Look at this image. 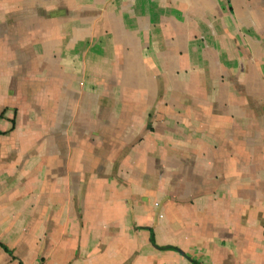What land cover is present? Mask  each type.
Here are the masks:
<instances>
[{
  "label": "crops",
  "instance_id": "1",
  "mask_svg": "<svg viewBox=\"0 0 264 264\" xmlns=\"http://www.w3.org/2000/svg\"><path fill=\"white\" fill-rule=\"evenodd\" d=\"M0 246L264 264V0H0Z\"/></svg>",
  "mask_w": 264,
  "mask_h": 264
},
{
  "label": "rangeland",
  "instance_id": "2",
  "mask_svg": "<svg viewBox=\"0 0 264 264\" xmlns=\"http://www.w3.org/2000/svg\"><path fill=\"white\" fill-rule=\"evenodd\" d=\"M104 100H105V98H104ZM106 100H107V103L109 102V99L108 98H106ZM130 196L132 197V201L133 202H137V201H141V199H142V197L139 195V193H138V191L137 192H135L133 195H131L130 194ZM129 200V199H128ZM130 210V209H129ZM158 210L157 209H153V210H151V211H147V213L145 212H143V211H141V210H133V214L135 215L136 213L138 214H140V215H143V216H145V215H148V216H150V217H152V218H157L158 217V212H157ZM165 213H166V215H167V218H168V216L169 217H173V213H174V209L172 208V207H170V208H166L165 209ZM135 228H136V225L134 226ZM203 236H205V233H203ZM195 240V239H194ZM134 241H135V244H140V241H139V236H138V234L136 233V230H135V236H134ZM194 243H197V241H195V242H191V241H186V240H184V243L182 242V246L184 247V248H181L180 250L181 251H186L187 250V246H190V245H195ZM196 250H194V252H195Z\"/></svg>",
  "mask_w": 264,
  "mask_h": 264
},
{
  "label": "trees",
  "instance_id": "3",
  "mask_svg": "<svg viewBox=\"0 0 264 264\" xmlns=\"http://www.w3.org/2000/svg\"><path fill=\"white\" fill-rule=\"evenodd\" d=\"M150 243L154 246V247H156L155 246V241H154V236H153V233L151 232V238H150ZM5 252H8V250L5 248V247H3V246H0ZM158 249H160V250H177V249H175V248H173V247H169V246H166V247H162V248H158Z\"/></svg>",
  "mask_w": 264,
  "mask_h": 264
}]
</instances>
